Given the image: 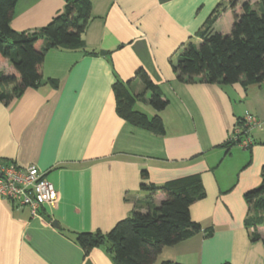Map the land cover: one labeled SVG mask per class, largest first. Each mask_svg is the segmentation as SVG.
Returning <instances> with one entry per match:
<instances>
[{
	"label": "crops",
	"instance_id": "1",
	"mask_svg": "<svg viewBox=\"0 0 264 264\" xmlns=\"http://www.w3.org/2000/svg\"><path fill=\"white\" fill-rule=\"evenodd\" d=\"M228 1L90 0L83 38L95 54L50 49L40 85L0 101V161L35 165L58 191L56 203L35 216L0 196V264H115L103 246L85 254L77 233H106L133 211L159 206L166 194L158 192L149 204L142 183L161 186L195 174L205 196L191 204L190 216L203 230L165 246L154 264H264V244L252 241L254 229L245 225L250 210L244 198L262 183L264 82L182 81L173 68L190 41L201 44L198 32L216 6ZM246 1L259 2L237 0L233 10L220 14L214 31L232 30ZM65 4L18 0L10 26L35 31ZM139 68L168 100L163 110L145 112L161 116L163 135L117 113L113 85L118 79L141 93ZM0 72L17 74L8 59H0ZM151 95L147 91L135 109L139 101L150 105ZM246 112L260 122L250 130L249 147L231 140ZM257 231L264 238V226Z\"/></svg>",
	"mask_w": 264,
	"mask_h": 264
},
{
	"label": "trees",
	"instance_id": "2",
	"mask_svg": "<svg viewBox=\"0 0 264 264\" xmlns=\"http://www.w3.org/2000/svg\"><path fill=\"white\" fill-rule=\"evenodd\" d=\"M17 2L0 0V59H8L17 73L0 72V101L6 103L20 97L27 88L40 85L48 50H81L95 54L86 47L83 38L91 17L90 0H66L64 12L32 32L17 31L10 26ZM236 4L237 0L218 4L198 32L201 44L196 46L190 41L186 45L173 66L180 80L199 79L216 84L241 82L244 86L264 82V0L257 3L258 10L250 1L244 2L242 13L234 15L231 33L214 31V23L220 14L227 8L233 10ZM135 76L144 83V90L139 94L132 93L127 83L121 80L117 79L113 85L117 113L134 125L163 135L166 130L161 116H149L136 110L135 104L147 91L152 92L149 103L157 111L163 110L168 100L144 69H137ZM51 82L56 84V80ZM147 176L144 172L143 177ZM142 188L150 191L146 198L149 204L158 192L165 193L166 197L148 213L133 211L106 233H77L76 241L85 254L103 246L115 264H154L165 246L174 245L203 230L201 224L190 216L191 204L205 196L198 174L172 179L161 186L142 183ZM244 198L250 210L245 225L254 229L250 234L251 240L264 244V238L257 231L264 226V170L261 185L247 191ZM258 209L263 211L262 215L256 211ZM212 232L213 229L207 231L208 235ZM161 264L183 263L164 260Z\"/></svg>",
	"mask_w": 264,
	"mask_h": 264
},
{
	"label": "built area",
	"instance_id": "3",
	"mask_svg": "<svg viewBox=\"0 0 264 264\" xmlns=\"http://www.w3.org/2000/svg\"><path fill=\"white\" fill-rule=\"evenodd\" d=\"M259 125L258 118L246 112L238 126L234 127L231 140L249 147L250 130ZM0 174V196L18 207H28L32 216L38 215L45 204L53 205L58 200L54 184L35 165L22 167L0 161Z\"/></svg>",
	"mask_w": 264,
	"mask_h": 264
},
{
	"label": "rangeland",
	"instance_id": "4",
	"mask_svg": "<svg viewBox=\"0 0 264 264\" xmlns=\"http://www.w3.org/2000/svg\"><path fill=\"white\" fill-rule=\"evenodd\" d=\"M255 1V0H254ZM254 7L258 10L259 9V6L257 4L254 5ZM64 12V11H63ZM225 26V25H224ZM222 31V33L224 34H229L231 33V28L230 29H220ZM224 30V31H223ZM137 109L138 110H142L143 112H150L149 114L152 115L154 114V109L152 108V106H150L149 104L148 105H145L142 101H139L138 102V105H137ZM152 112V113H151Z\"/></svg>",
	"mask_w": 264,
	"mask_h": 264
},
{
	"label": "water",
	"instance_id": "5",
	"mask_svg": "<svg viewBox=\"0 0 264 264\" xmlns=\"http://www.w3.org/2000/svg\"><path fill=\"white\" fill-rule=\"evenodd\" d=\"M1 175V174H0Z\"/></svg>",
	"mask_w": 264,
	"mask_h": 264
}]
</instances>
